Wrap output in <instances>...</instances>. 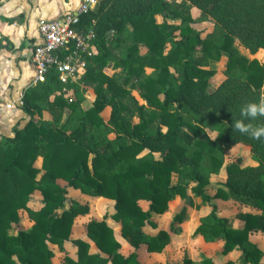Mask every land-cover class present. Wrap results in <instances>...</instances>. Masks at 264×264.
I'll return each mask as SVG.
<instances>
[{
    "label": "trees",
    "instance_id": "16d2710c",
    "mask_svg": "<svg viewBox=\"0 0 264 264\" xmlns=\"http://www.w3.org/2000/svg\"><path fill=\"white\" fill-rule=\"evenodd\" d=\"M192 6L201 12L198 21L214 23L204 37L192 26ZM78 29L94 33V51L79 78L84 86L94 85L92 105L82 110L78 87L62 84L50 73L24 93L21 110L26 121L13 136L0 137V264H52L48 243L61 248L75 216L88 211L73 200L65 209L67 187L112 200L114 212L91 219L85 228L88 239L106 256L90 253L85 240L75 239L76 259L65 256V264H139L136 251L126 257L118 252L108 217L119 223L121 236L135 250L145 246L148 252H161L169 243L168 233L159 230L152 236L144 227H154L151 214L165 212L175 196L187 202L188 192L212 207L194 233L205 241L221 237L223 254L238 248L243 264H259L262 252L248 236L264 232V138L239 133L233 122L242 119L241 107L264 98V63L238 48L249 54L264 49V0H100L80 16ZM193 52L201 56L193 59ZM222 53L226 78L207 91L214 74L208 60H218ZM108 65L116 70L111 75L102 71ZM63 87H72L75 96L54 94ZM106 106L108 122L100 116ZM42 110H68L67 122L74 125L58 127L40 117ZM244 123L264 126V116ZM203 124L217 126L222 134L210 138ZM238 143L250 147L258 164H226L225 182L209 196L210 176L223 166L224 151ZM35 190L41 195L37 209L29 206ZM215 199L253 211L240 214L242 227L233 228L216 215L211 203ZM139 201L147 202L148 209ZM19 210L27 212L32 224L8 234L20 221ZM185 218L183 206L170 231L178 232L175 224ZM180 264L213 263L184 257Z\"/></svg>",
    "mask_w": 264,
    "mask_h": 264
},
{
    "label": "crops",
    "instance_id": "0c3cea01",
    "mask_svg": "<svg viewBox=\"0 0 264 264\" xmlns=\"http://www.w3.org/2000/svg\"><path fill=\"white\" fill-rule=\"evenodd\" d=\"M175 1L179 2L182 0H175ZM80 2L81 0H0V97L2 100L6 101V100L15 99L19 93H22L24 98V93L32 86H34L31 85L32 84L31 81L34 74L31 57H32L34 45L39 42V36L36 26L37 21L40 18L54 19V20L61 19L66 14L75 11L79 7ZM190 14L193 19H196L195 21H197V19L201 16L200 10L193 6L190 8ZM206 22H212V21L211 20L197 21L196 24L202 25ZM212 30L209 32L207 31L205 32H207L206 34H208L212 32ZM243 50L246 51L244 52L246 56H248L249 58H256V59H258L257 54L259 52L264 51V49H259L255 54H249V52L246 49L243 48ZM26 119L27 117L23 114L21 107H15L14 109L5 112L2 116H0V137L13 136L14 129H16V127L21 125L22 122L26 121ZM238 144L233 145V148L234 149L237 148ZM245 147L248 151L247 152L248 155H238V157L241 158V162L239 161V165L240 166L257 165L258 161L253 158L250 152V147L247 145H245ZM226 164L227 163L225 162V158H224V164L221 167L219 173L212 174L210 176L209 184L211 185V187L208 190H206V193L209 196H213L216 186L221 185L225 182ZM67 188L74 189L72 187H67ZM74 190L78 191L79 194H81L80 196L82 199L79 201L77 199L76 200L74 199L73 201H76L81 205H86L88 207V211L85 214H78L77 216H75L71 226V233L69 239L63 242L61 248L58 245L48 243V248L53 252V256L51 258L52 264H54L53 262L54 257H56L57 254H58L57 257L60 256L61 253L63 254V259L65 256H68L72 259H76L77 247L72 243V240L75 239L85 240L89 244L90 253H99L101 256H106L104 253H101L99 251L97 246L90 239H88V237L86 236V230L84 231L83 234L77 236L74 239L71 238V234L77 221L80 222L82 220L85 229L86 224L91 219H102L104 215L110 216L114 212V202L112 200L103 197L93 198L82 194L78 189H74ZM33 193H38L39 200L41 201L40 193L36 190ZM188 195H191L190 192H188ZM32 196L33 195H31V197ZM93 199L109 202L110 208L104 209L103 215L100 217H95V218L87 217L86 219H84V215L87 216L89 212V201ZM177 199L181 200L179 196H175L172 200H170L168 203L167 210L162 214H156V213L151 214L150 219L155 224L154 227L148 224L145 225L144 227V231L152 236L156 235L159 230H163L168 233L169 243L163 248L161 252H148L145 246H141L139 249L135 250V248L131 246L121 236L119 223L112 220L110 217L106 218L105 221L107 225L112 228L113 236L120 245L118 252L126 257L130 253L136 251L139 261L138 251L143 247L144 251L148 253V256L149 258H151V260L155 259L158 260L160 264H166L168 263V261L174 259L173 255L175 254V251H172L170 249V246H174L175 244H177L178 237L181 235V233H185L187 240L186 242H188L186 249L187 252H185L182 259L176 264H180L183 261L184 257H187L192 262H196V263L200 262L204 258H208L213 264H224L228 261H231L234 264H243L242 259L244 255L240 249L235 248L232 251L228 252L227 254H223L222 253L223 240L221 237H217L213 241H205L201 234L194 233L196 227L200 223V217L206 215L212 209L210 205H209L210 207L209 209L202 207L203 205H197V207L199 208L198 212H193L190 209H188L186 205H184L186 207V218L183 222L179 224L180 226L179 230L181 232H179V234L177 232L176 233L171 232L170 223L173 221L174 216L172 215L171 217H169V214L174 213L173 204ZM215 201H219V203H216V205L214 204L216 215L218 217L226 218L228 221V225L233 228L242 227L243 223L239 218L240 214L253 211L249 207L239 206L238 204H235L231 201L217 200V199H215ZM227 203H230V205L233 206L232 208L233 211H231L229 216H220L218 213V209H220V206L225 205ZM138 204L143 210L148 209L147 202L139 201ZM217 205L218 207H216ZM191 226H193V228H191ZM248 240L254 245H256L257 248L262 252V257L261 260L259 261V264H263L262 262L264 260V232L251 233L248 236ZM123 242H125L127 245L125 246ZM193 244L194 245L196 244V249H194L195 247ZM214 249L217 250V252L210 254V251ZM69 250H72V253ZM68 251L70 253H68ZM168 264H172V263H168Z\"/></svg>",
    "mask_w": 264,
    "mask_h": 264
},
{
    "label": "rangeland",
    "instance_id": "374dc122",
    "mask_svg": "<svg viewBox=\"0 0 264 264\" xmlns=\"http://www.w3.org/2000/svg\"><path fill=\"white\" fill-rule=\"evenodd\" d=\"M158 20L159 21L161 20L160 17H158ZM197 21L193 22L192 26L194 24L193 27H195V29H200L199 31H200L202 37L207 32L211 31L212 28H214V25H213L212 22H206V23H204L202 25H198V24H196ZM170 22H173V21H170ZM205 31H207V32H205ZM238 48H239V50L241 52H243V53L246 52V51L243 50L242 46L238 45ZM144 50H145V48L142 47L141 51L143 52ZM200 56H201V54L199 52H193V54H192V58L193 59H196V58H198ZM257 58L260 61L264 62V51L259 52L257 54ZM86 62L87 61H85L84 67H81L80 70H79V78L82 77V75L84 74V72L86 70V65H87ZM225 62H226V55L224 53L221 54V56H220V58L218 60H208L207 65H208L209 68H211L214 71V74L208 80V84H207V88H206L207 91H214L225 80V78H226ZM102 71L105 74H107V75H111L116 70L112 69L110 67V65H108L107 67L105 66ZM79 78H77L75 81H71L70 83L73 84V87L74 86L78 87L79 94L82 97V101L80 103V108L82 110H84L87 107L91 106L93 101H94V99H95L94 85L84 86L81 83V80H79ZM67 90H68L67 92H64L66 96H72V97L75 96L73 94L75 92L73 91L72 87L67 88ZM62 91H63L62 89H60V88L58 89L57 88L54 91V94H61V93H63ZM54 94L50 95L49 98L51 99ZM131 94L135 97V99L139 103L142 102L141 99L139 98V96L137 95L136 91L131 90ZM262 97H263V95H262ZM74 99H76V98H74ZM69 115H71V114H70V112L68 110H64V111L61 110L59 112H52V111L49 112V111L42 110V113H41L40 117L42 119L48 120L49 122H51L52 124H55L58 127H61V126H63V124L65 122H67ZM100 116L102 117V119L105 122H108V119L110 117V108L108 106H106L103 109V111L100 112ZM133 119H135V118H133ZM66 125H71L72 126V125H74V122H72V121L67 122ZM203 127H204L206 133L208 134V136L210 138H212V139H214L218 135L222 134V133L219 134V130H218L217 126H215V125H213L211 127L210 126L207 127V126H205V124H203ZM108 136L110 138L113 137L112 134H110ZM1 137H3V136H1ZM247 152L248 151H247V149H246L244 144H238L237 148L234 149L233 146H232L230 149L224 151L223 155H224V158H225V162L227 164H229V163H233V162H236V161H240L241 162V158L238 157V155H248ZM35 165H36V167H39L40 158H38L36 160ZM175 180H176V175L172 174V182H175ZM59 183L62 186H65L64 182L59 181ZM32 195L33 196L31 197L29 205L33 209H37L38 207H40V203H41V201L39 200V194L38 193H33ZM80 195L81 194H79L78 191H76L74 189H71V188H67V198H66V202L64 204L65 205V209H67L69 207L71 200H74V199L75 200L77 199L78 201L81 200L82 198H81ZM188 198H189V200L187 202H185V200H183V199H181V200L177 199L174 202V204H173L174 205V213L173 214H169V217H171L172 215L173 216L176 215L184 205H186L187 208L190 209L193 212H198L199 211V208L197 207V205H203L202 207H205V208H208V209L210 208L209 204L206 203V202H202V200L199 197L195 198V197H192L191 195H189ZM200 202H201V204H200ZM211 203H213V205L214 204L216 205V203H219V201H215V200L213 201L212 200ZM216 207H218V205ZM106 208H110L109 202H105V201H102V200H96V199L90 200L89 201V212H88L87 216L84 215V219H86L87 217H89V218L100 217V216L103 215V210L106 209ZM232 208H233V206H231L230 203H227L225 205L220 206V209H218V213H219L220 216H229L231 211H233ZM202 210H203V208H202ZM19 211H20V213L19 212L18 213H19V216H20V221L16 225L12 224V227H10L7 230L8 234L15 233L16 230L19 229V228L28 229L30 224L32 223V220L28 217L26 211H21V210H19ZM193 215H194V213H193ZM172 222L170 223V225L172 224ZM175 226L178 228V232L177 233L179 234V232H181L179 230L180 226H179V224H175ZM191 228H193V226H191ZM84 231H85V229H84V225H83L82 220L80 222L77 221L76 225L73 228V231H72V234H71V238L72 239L76 238L77 236L83 234ZM70 233H71V230H70ZM186 241L187 240H186L185 233H181V235L178 237L177 244H175L174 246H170V249L172 251H175V254L173 255L174 259L168 261V263L176 264L182 259V257L185 254V252H187L186 249H187L188 242H186ZM123 243H124L125 246L127 245L125 242H123ZM190 243H192V242H190ZM194 247H195L194 249H196V244L194 245ZM69 251L72 253V250H69ZM69 251H68V253H70ZM214 252H217V250L214 249V250L210 251V254H213ZM138 253H139L140 264H160L158 262V260H155V259L151 260V258H149V256H148V253L144 251L143 247L138 251ZM57 255L53 259L54 264H64L63 254L61 253L60 256H58V257H57ZM168 263H166V264H168ZM262 263L264 264V260H263Z\"/></svg>",
    "mask_w": 264,
    "mask_h": 264
},
{
    "label": "built area",
    "instance_id": "2783aa9c",
    "mask_svg": "<svg viewBox=\"0 0 264 264\" xmlns=\"http://www.w3.org/2000/svg\"><path fill=\"white\" fill-rule=\"evenodd\" d=\"M99 1L81 0L75 11L61 19L40 18L37 21L39 42L34 45L31 57L34 72L31 85L45 81L50 73L56 75L62 84L79 78L80 68L84 67L87 57L94 51V33L92 30L80 31L79 19L82 14L94 9ZM62 90L68 91L66 87ZM22 105V93L12 100L5 101L0 97V116Z\"/></svg>",
    "mask_w": 264,
    "mask_h": 264
},
{
    "label": "clouds",
    "instance_id": "9594fccd",
    "mask_svg": "<svg viewBox=\"0 0 264 264\" xmlns=\"http://www.w3.org/2000/svg\"><path fill=\"white\" fill-rule=\"evenodd\" d=\"M242 119L233 122V129L241 134H248L253 139L264 138V126L253 127L251 123H244L245 119L254 120L264 116V98L259 102H249L240 109Z\"/></svg>",
    "mask_w": 264,
    "mask_h": 264
}]
</instances>
